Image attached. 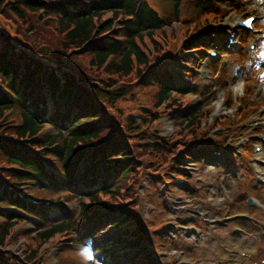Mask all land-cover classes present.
<instances>
[{
  "label": "trees",
  "instance_id": "1",
  "mask_svg": "<svg viewBox=\"0 0 264 264\" xmlns=\"http://www.w3.org/2000/svg\"><path fill=\"white\" fill-rule=\"evenodd\" d=\"M170 1L172 20L178 21L180 0ZM196 8L217 11L210 0H198ZM168 17L146 1L139 9L138 0H88L86 7L65 0H0V170L12 180L65 193L80 205L79 217L67 220L63 209L43 213L1 191L0 205L7 211L0 210V264H22L2 257L1 249L25 215L40 218L35 235L42 243L58 234L74 235L72 245L83 239L94 242L107 231L109 243L101 252L115 245L133 249L146 234L138 214L141 180L180 173L183 158H202L188 144L204 117L201 110L179 122L180 134L172 140L123 120L115 107L132 88L153 87L155 104L163 105L159 114L175 115L183 108L176 99L195 92L192 85H179L172 73L177 62L171 52H163ZM114 25L120 28L116 34ZM44 30L56 32V48L37 39ZM144 39L151 42L150 50L142 47ZM208 45L209 40L195 37L184 49L206 50ZM180 57L191 60L184 53ZM159 114L139 116L153 123ZM45 126L52 133L41 138ZM155 167L162 173H150ZM25 258L37 263L32 251Z\"/></svg>",
  "mask_w": 264,
  "mask_h": 264
},
{
  "label": "rangeland",
  "instance_id": "2",
  "mask_svg": "<svg viewBox=\"0 0 264 264\" xmlns=\"http://www.w3.org/2000/svg\"><path fill=\"white\" fill-rule=\"evenodd\" d=\"M75 1H79L83 5L86 2V0ZM146 1L148 6L156 11L158 15L165 18L169 16L168 18L171 19L170 23L172 24L169 23L170 25L164 29V38L167 45L162 43L161 45L165 46L167 50H163V52L175 53L174 51L179 49L181 42L187 37L186 33L188 31L192 29L193 31L202 30L211 23L218 25L212 24L213 27L209 31L223 35L224 32H230L236 21L247 15H255L257 18L256 28H264L262 19L264 18V0H227L226 5L219 4L217 11L210 14L196 8L198 0H181L178 11L179 22L172 20L170 0ZM224 14L226 17L221 20V15ZM107 16H104V18ZM17 29L19 31L18 24ZM54 33L56 35L55 31ZM38 35L37 39H40V43L45 44L46 42V46L49 48L58 46L55 41L57 36L52 35L49 31H40ZM160 41L164 43L163 40ZM254 41L255 37L250 34L243 43L244 56L239 57L240 59L237 58L236 53L228 55L229 58L228 56H221L217 63H214L215 65L212 68L210 67L211 72L218 73L216 78L208 80L198 73L194 74L196 76L193 83L196 85L198 93L203 94L200 98L207 103L206 108L211 107L214 110L222 102V95L231 93L232 87L236 84L241 87V80H243V84L247 81H254V70L259 68V62L257 64L255 61L252 71L239 68L249 58H246L250 52L248 47ZM42 46L43 44L39 45L40 48ZM142 47L150 50L151 42L144 39ZM258 48L264 54V41L257 44ZM258 56H260L259 53ZM77 59L79 61L86 60L81 59V57ZM244 65L248 66L247 63ZM204 90L207 92H204ZM132 92L131 95L120 99L115 104L120 117L123 120H134L140 129L145 127L154 129L155 134L164 138L172 140L177 138L180 134L177 125L180 118H183L179 114L180 110L172 118L169 115L159 114L163 105L158 107L155 104V89L153 87H134ZM230 96L233 98L231 94L228 95V97ZM224 97L226 98V96ZM194 102L195 99L192 97H179L176 99V103H181L183 108L186 105V107L196 106L197 104ZM260 102L261 99L255 101L257 105ZM140 111L144 115L158 113L160 119L153 123L148 122V120L143 122L137 116ZM172 111L170 112L172 113ZM11 117L15 118V115ZM8 122L11 125L13 120H8ZM141 123L143 124L141 125ZM239 125H231L230 122L228 124L224 123L223 126L219 124L221 128L219 130L206 125L202 130L197 127L195 140L213 132L217 136L212 134L209 137L208 144L215 143L223 146L231 140H234L232 143H235L236 138H238ZM50 132V129L44 130L45 135L50 134ZM223 149L226 150L225 153H228V144H225ZM248 156H250V153L245 152L244 159L246 161ZM222 160H224L223 157L219 162L211 163V166L207 163L198 164L197 166L185 163V170L188 173L186 176L189 177V180L185 183L180 181L181 176L177 174H174L178 178L177 181L169 177L165 178L170 182L169 185L166 184L167 181H162L160 178L150 179V177H146L141 180L138 194V214L142 224L149 231L156 252V264H264V187L259 188V190L255 189L257 191L252 190V187L255 186L254 174H252V168L245 160L240 159L235 163L229 162L226 158V162ZM154 172H158L157 167L153 168L152 171L150 170V173ZM159 172L162 173V171ZM143 173L145 172H142L141 176H143ZM25 189L29 195L36 199L54 203V208L63 207L65 219H77L79 217L80 205L78 201L66 197L65 193L49 188L37 189L34 186L30 188L26 186ZM248 197L257 198L262 208L256 210L249 208L245 201ZM241 212L246 213L250 220L246 222L224 220L227 216H238ZM211 220H216V223L210 224ZM1 222L2 218H0V229L2 227ZM235 226H240L243 234L235 233ZM106 232L98 234L97 240L104 241L108 235ZM74 238V235L62 234L43 244L35 235L29 223L21 221L17 222L13 229L9 231L6 247L7 250L20 254L22 257L23 253L27 255L32 251L38 257L40 264H57L56 262L58 264H108L109 257L96 254L95 257L88 258L89 256L86 253L94 256L95 252L88 241L75 244L71 248L61 247L62 242L60 241H70ZM49 251L60 254L59 256L49 257ZM124 253L126 251H119L116 257L117 263L126 262L127 258ZM7 258L10 259V257ZM19 258L21 257L19 256ZM88 259L92 262L89 263Z\"/></svg>",
  "mask_w": 264,
  "mask_h": 264
},
{
  "label": "snow or ice",
  "instance_id": "3",
  "mask_svg": "<svg viewBox=\"0 0 264 264\" xmlns=\"http://www.w3.org/2000/svg\"><path fill=\"white\" fill-rule=\"evenodd\" d=\"M245 23H248V24H250L251 22H250V21H245ZM86 255H88V256H89V258H91L90 254H87V253H86Z\"/></svg>",
  "mask_w": 264,
  "mask_h": 264
}]
</instances>
